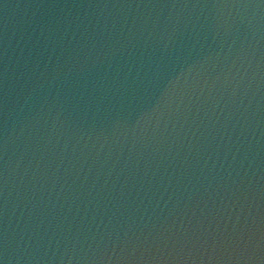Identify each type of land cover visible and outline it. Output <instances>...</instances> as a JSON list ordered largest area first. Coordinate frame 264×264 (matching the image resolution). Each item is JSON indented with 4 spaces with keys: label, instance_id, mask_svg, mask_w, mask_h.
Wrapping results in <instances>:
<instances>
[{
    "label": "water",
    "instance_id": "water-1",
    "mask_svg": "<svg viewBox=\"0 0 264 264\" xmlns=\"http://www.w3.org/2000/svg\"><path fill=\"white\" fill-rule=\"evenodd\" d=\"M0 264H264V0H0Z\"/></svg>",
    "mask_w": 264,
    "mask_h": 264
}]
</instances>
